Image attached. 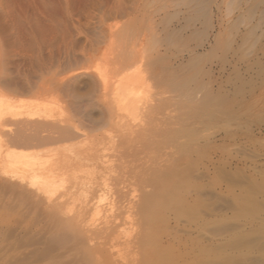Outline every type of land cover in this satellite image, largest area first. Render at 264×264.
<instances>
[{
	"label": "rangeland",
	"instance_id": "rangeland-1",
	"mask_svg": "<svg viewBox=\"0 0 264 264\" xmlns=\"http://www.w3.org/2000/svg\"><path fill=\"white\" fill-rule=\"evenodd\" d=\"M27 1L0 0V46L8 42L6 37L11 26L17 21L25 22L22 14L32 11L51 12L57 20L54 26L63 25L72 31L86 32L99 26L116 25L120 29L117 28V34L121 33L116 37V45L121 46L119 54L126 58L131 55L137 62L132 61L137 66V72L135 65L132 72L136 76L142 71L138 75L148 82H144L146 92L152 93L167 85L166 80L156 84L148 78L150 61L153 64L152 60L156 59L159 63L154 65L160 67L161 62L167 63L166 58L174 51L171 50L181 46L185 57L192 55L190 50L200 55L199 65L203 68L206 52L212 48L209 55L213 61L215 88V119L210 130L212 154L201 156L196 163L198 168L189 173V178L200 185L185 184L169 189L157 180L150 187L121 185L115 199L88 205L81 200L70 202L65 210L70 215L83 207H91L92 219L100 221L97 229L91 231L92 239L84 236L79 241L81 244L34 227L27 213L15 214L6 220L0 217V264H264V0H203L196 8L191 0ZM210 24L214 28L211 32L206 26ZM178 36L180 40H176ZM167 39L172 41V49L170 54L162 49L158 52H166L160 62L152 47L162 45ZM73 40L79 48L84 36L73 35ZM131 48L135 52H129ZM153 53L157 55L155 59ZM223 55L227 58L224 64ZM150 56L152 60L145 66ZM168 63L161 65L160 71L165 72ZM142 64L147 67L146 70L143 66L144 72L139 66ZM0 66L3 69L2 63ZM223 66L228 71L225 88ZM203 78L205 82L206 76ZM72 83L70 80L68 86H62L52 96L58 103L57 117H66L68 112L71 114L75 107L85 103H79L73 94L65 91L68 88L71 91ZM39 93L34 89L12 97L33 99ZM225 94L227 99L223 98ZM170 98L174 97L152 102L156 101L155 105L160 107L159 102L162 106L166 101L171 102ZM183 98L177 99L181 100L179 104H187ZM138 100L136 104L141 102ZM199 100L197 104L204 108L205 101ZM3 113L11 118L15 111L10 107ZM178 113L171 112L169 119ZM203 130L200 136L206 134ZM143 174L146 173L135 170L132 177L140 178ZM108 210L114 213L111 224L107 222L109 225L104 223ZM81 246L90 248V255Z\"/></svg>",
	"mask_w": 264,
	"mask_h": 264
},
{
	"label": "bare ground",
	"instance_id": "bare-ground-1",
	"mask_svg": "<svg viewBox=\"0 0 264 264\" xmlns=\"http://www.w3.org/2000/svg\"><path fill=\"white\" fill-rule=\"evenodd\" d=\"M191 1L195 8L204 3L203 0ZM50 13L22 14L25 22H15L7 37L5 35L8 42L0 46V63L4 65L0 69V217L6 220L9 216L27 213L34 227L81 244L79 241L84 236L92 239L91 231L97 229L100 221L92 219L91 207H83L70 215L65 211L70 202L81 200L88 205L102 199H115L121 185L150 187L157 180L169 189L185 184L188 187L200 185L189 178V173L198 168L196 163L201 156L211 157L212 154L210 130L215 119L214 70L209 56L212 48L206 52L205 70L199 65L200 55L190 50L192 55L185 57L181 46L172 49V41L168 39L152 47L154 53L161 49L174 51L169 52V57L165 55L169 62L165 72L159 68L167 64L161 62L164 59L161 55L166 52L158 53L159 58L153 53L147 62L141 55L147 63L145 66L150 65L146 67L150 73L148 78L156 84L167 81V85L158 90L146 92V80L138 75L142 71L136 75L139 79H135L132 72L135 65H132V56L126 58L119 54L121 46L116 45V37L121 35L117 34L119 27L107 25L86 32L72 31L63 25L54 26L57 20ZM206 26L210 32L214 29L211 24ZM73 35L84 36L79 48L75 46ZM155 56L161 59L160 67L154 65L159 63ZM226 59V55L221 57L223 64ZM139 66L143 69L144 65ZM222 74L225 88L226 66L222 67ZM203 76H206L205 82ZM70 80L73 81L71 91L69 88L65 91L73 94L79 103H85L75 107L71 114L68 112L66 117L61 114L57 117L58 103L52 96L59 93L62 86H68ZM34 89L40 93L33 99L12 97ZM171 96L176 100L170 98L171 102L164 101L161 106L160 100ZM181 97L187 104L178 103ZM136 99L141 102L136 104ZM153 99L160 101V107ZM199 99L205 101L204 108L197 104ZM10 107L15 113L7 118L3 112ZM173 111L179 113L169 119ZM224 115L227 117L226 112ZM201 130L206 134L200 136ZM135 170L146 174L132 177ZM112 212L106 214L104 223L111 224ZM89 249L82 247L86 254Z\"/></svg>",
	"mask_w": 264,
	"mask_h": 264
}]
</instances>
